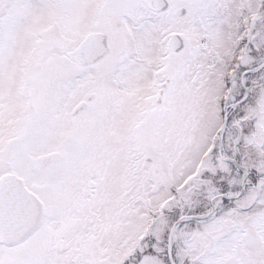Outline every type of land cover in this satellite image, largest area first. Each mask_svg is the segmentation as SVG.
Here are the masks:
<instances>
[{"label": "snow or ice", "instance_id": "obj_1", "mask_svg": "<svg viewBox=\"0 0 264 264\" xmlns=\"http://www.w3.org/2000/svg\"><path fill=\"white\" fill-rule=\"evenodd\" d=\"M0 264H264V0H0Z\"/></svg>", "mask_w": 264, "mask_h": 264}]
</instances>
